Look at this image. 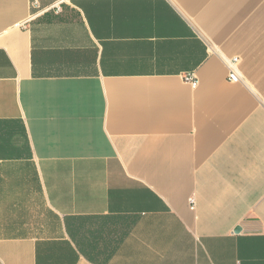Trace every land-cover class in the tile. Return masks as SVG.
I'll use <instances>...</instances> for the list:
<instances>
[{
    "label": "crops",
    "instance_id": "0c3cea01",
    "mask_svg": "<svg viewBox=\"0 0 264 264\" xmlns=\"http://www.w3.org/2000/svg\"><path fill=\"white\" fill-rule=\"evenodd\" d=\"M0 264H264V0H0Z\"/></svg>",
    "mask_w": 264,
    "mask_h": 264
},
{
    "label": "built area",
    "instance_id": "2783aa9c",
    "mask_svg": "<svg viewBox=\"0 0 264 264\" xmlns=\"http://www.w3.org/2000/svg\"><path fill=\"white\" fill-rule=\"evenodd\" d=\"M238 61H239L238 58H233V60L231 61V65H236L238 63ZM185 79L187 81H189L192 84V86H196L197 81L195 79H193L191 76H186ZM229 79L232 81H237L239 79V75L234 69L231 70V72L229 74Z\"/></svg>",
    "mask_w": 264,
    "mask_h": 264
},
{
    "label": "water",
    "instance_id": "95a60500",
    "mask_svg": "<svg viewBox=\"0 0 264 264\" xmlns=\"http://www.w3.org/2000/svg\"><path fill=\"white\" fill-rule=\"evenodd\" d=\"M237 230H238V228H237Z\"/></svg>",
    "mask_w": 264,
    "mask_h": 264
}]
</instances>
